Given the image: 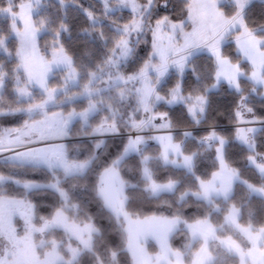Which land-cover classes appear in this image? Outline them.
<instances>
[{"label":"snow or ice","instance_id":"snow-or-ice-1","mask_svg":"<svg viewBox=\"0 0 264 264\" xmlns=\"http://www.w3.org/2000/svg\"><path fill=\"white\" fill-rule=\"evenodd\" d=\"M7 116L0 264H264V0H0Z\"/></svg>","mask_w":264,"mask_h":264},{"label":"trees","instance_id":"trees-1","mask_svg":"<svg viewBox=\"0 0 264 264\" xmlns=\"http://www.w3.org/2000/svg\"><path fill=\"white\" fill-rule=\"evenodd\" d=\"M19 123H20V118L17 116V117L8 118L7 122H4L2 126L3 127L17 126ZM28 178L37 181H42L44 179V175L41 172L28 173Z\"/></svg>","mask_w":264,"mask_h":264},{"label":"rangeland","instance_id":"rangeland-1","mask_svg":"<svg viewBox=\"0 0 264 264\" xmlns=\"http://www.w3.org/2000/svg\"><path fill=\"white\" fill-rule=\"evenodd\" d=\"M13 116H7V117H0V128H3V124L4 122H7V119L8 118H12ZM11 127H14V126H11Z\"/></svg>","mask_w":264,"mask_h":264}]
</instances>
